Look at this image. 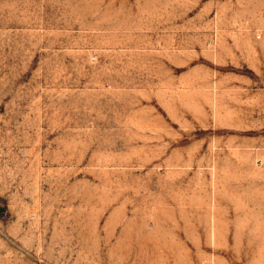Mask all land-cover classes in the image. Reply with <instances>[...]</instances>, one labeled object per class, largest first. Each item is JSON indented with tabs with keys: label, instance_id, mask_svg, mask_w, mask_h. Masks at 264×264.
Here are the masks:
<instances>
[{
	"label": "rangeland",
	"instance_id": "374dc122",
	"mask_svg": "<svg viewBox=\"0 0 264 264\" xmlns=\"http://www.w3.org/2000/svg\"><path fill=\"white\" fill-rule=\"evenodd\" d=\"M0 264H264V0H0Z\"/></svg>",
	"mask_w": 264,
	"mask_h": 264
}]
</instances>
